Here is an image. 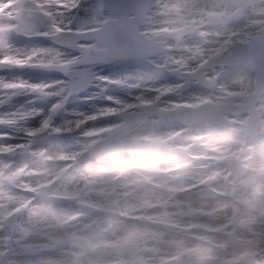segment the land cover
Instances as JSON below:
<instances>
[{
	"label": "snow or ice",
	"instance_id": "6c2138e0",
	"mask_svg": "<svg viewBox=\"0 0 264 264\" xmlns=\"http://www.w3.org/2000/svg\"><path fill=\"white\" fill-rule=\"evenodd\" d=\"M0 264H264V0H0Z\"/></svg>",
	"mask_w": 264,
	"mask_h": 264
},
{
	"label": "rangeland",
	"instance_id": "374dc122",
	"mask_svg": "<svg viewBox=\"0 0 264 264\" xmlns=\"http://www.w3.org/2000/svg\"><path fill=\"white\" fill-rule=\"evenodd\" d=\"M26 78H31L33 80H40V79H48V78H60L61 74L59 73L57 76L50 75L49 73L45 74H38L36 72L31 71V73L27 74L24 73ZM76 103L80 106H86L84 101H76ZM70 108V107H69Z\"/></svg>",
	"mask_w": 264,
	"mask_h": 264
},
{
	"label": "bare ground",
	"instance_id": "6f19581e",
	"mask_svg": "<svg viewBox=\"0 0 264 264\" xmlns=\"http://www.w3.org/2000/svg\"><path fill=\"white\" fill-rule=\"evenodd\" d=\"M115 94H121V93H119V92H116ZM18 99H20L21 101H23V97H19ZM83 107V106H82ZM69 110H71V108H69ZM58 119H59V117H58Z\"/></svg>",
	"mask_w": 264,
	"mask_h": 264
},
{
	"label": "water",
	"instance_id": "95a60500",
	"mask_svg": "<svg viewBox=\"0 0 264 264\" xmlns=\"http://www.w3.org/2000/svg\"><path fill=\"white\" fill-rule=\"evenodd\" d=\"M24 72H27V69L26 70H24ZM54 74V73H53Z\"/></svg>",
	"mask_w": 264,
	"mask_h": 264
}]
</instances>
